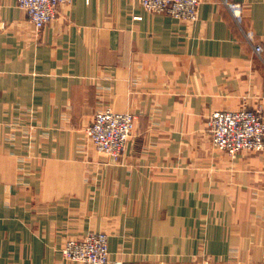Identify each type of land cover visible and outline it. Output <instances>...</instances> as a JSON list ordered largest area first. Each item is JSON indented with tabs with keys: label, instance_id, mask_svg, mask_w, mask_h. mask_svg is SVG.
I'll return each instance as SVG.
<instances>
[{
	"label": "crops",
	"instance_id": "obj_1",
	"mask_svg": "<svg viewBox=\"0 0 264 264\" xmlns=\"http://www.w3.org/2000/svg\"><path fill=\"white\" fill-rule=\"evenodd\" d=\"M230 1L238 19L202 0L189 22L72 0L37 30L0 0V264H79L62 248L92 231L113 264H264V150L209 132L216 110L264 115V0ZM105 108L136 115L121 162L87 134Z\"/></svg>",
	"mask_w": 264,
	"mask_h": 264
},
{
	"label": "built area",
	"instance_id": "obj_2",
	"mask_svg": "<svg viewBox=\"0 0 264 264\" xmlns=\"http://www.w3.org/2000/svg\"><path fill=\"white\" fill-rule=\"evenodd\" d=\"M72 0H17L37 30H42L55 19L61 6ZM151 13H164L176 19L196 22L202 0H140ZM236 19L242 11V3L223 0ZM140 19L141 17H136ZM255 50L261 53L262 46ZM133 112H118L110 108L99 110L87 128V134L96 150L114 162H121L126 146L135 129ZM211 140L216 148L229 154L243 150L264 149V118L247 107L216 110L209 119ZM62 253L67 260L79 264H113L110 261L109 235L104 231H92L83 238L68 239ZM118 264V263H114Z\"/></svg>",
	"mask_w": 264,
	"mask_h": 264
},
{
	"label": "rangeland",
	"instance_id": "obj_3",
	"mask_svg": "<svg viewBox=\"0 0 264 264\" xmlns=\"http://www.w3.org/2000/svg\"><path fill=\"white\" fill-rule=\"evenodd\" d=\"M249 109H251V108H249ZM251 110H254V111H257V112H259L260 114H261V112L259 111V110H255V109H251ZM262 115V117L264 118V115L263 114H261ZM209 130H210V126H209ZM212 141V140H211ZM92 142V141H91ZM93 143V142H92ZM212 144H213V142H212ZM94 145V144H93ZM214 145V144H213ZM95 147V146H94ZM216 148V147H215ZM216 149H218V148H216ZM219 150V149H218ZM264 150V149H263ZM222 151V150H221ZM243 151H245V150H243ZM247 151H253V150H247ZM224 152H226V151H224ZM240 152H242V151H240ZM240 152H238V153H240ZM254 152H260V151H254ZM226 153H228V152H226ZM238 153H236V154H238ZM229 154V153H228ZM236 154H233V155H236ZM230 155H232V154H230ZM108 158V157H107Z\"/></svg>",
	"mask_w": 264,
	"mask_h": 264
}]
</instances>
